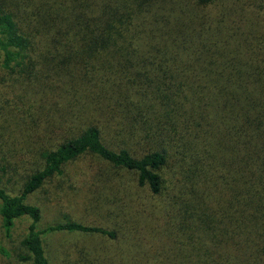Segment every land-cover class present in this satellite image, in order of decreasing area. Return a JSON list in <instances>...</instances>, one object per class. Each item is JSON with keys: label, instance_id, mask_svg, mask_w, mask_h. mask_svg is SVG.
<instances>
[{"label": "trees", "instance_id": "16d2710c", "mask_svg": "<svg viewBox=\"0 0 264 264\" xmlns=\"http://www.w3.org/2000/svg\"><path fill=\"white\" fill-rule=\"evenodd\" d=\"M248 60L264 0H0L3 119L56 132L18 193L0 187L2 226L28 219L20 259L48 264L42 236L63 231L100 237L70 264H264V96L231 70ZM83 154L142 194L103 225L38 229L26 198Z\"/></svg>", "mask_w": 264, "mask_h": 264}, {"label": "rangeland", "instance_id": "374dc122", "mask_svg": "<svg viewBox=\"0 0 264 264\" xmlns=\"http://www.w3.org/2000/svg\"><path fill=\"white\" fill-rule=\"evenodd\" d=\"M254 62L257 61H241L238 67L232 65L231 70L241 76L240 83L234 87L236 93L255 99L260 94L264 96V62ZM5 80L9 76L0 69L1 99L10 94ZM54 136L55 130L43 118L27 125L3 119L0 110V166L6 169L0 170V187L10 194L18 193L20 176L40 164L36 149L52 144ZM28 148L31 151L26 155ZM12 164L17 169L11 170ZM142 190L136 184L134 172L113 167L96 155L83 154L64 164L61 172L45 180L28 195L26 202L40 210L38 229L67 220L103 225L102 219L108 213L120 215L126 209V202L140 196ZM27 224L28 219L20 217L5 229L0 219V264H31L30 260L20 259L26 253L21 240ZM42 238L48 264H70L78 250L88 251L100 239L91 233L63 231L44 233Z\"/></svg>", "mask_w": 264, "mask_h": 264}]
</instances>
